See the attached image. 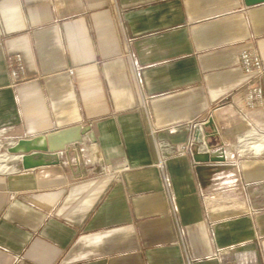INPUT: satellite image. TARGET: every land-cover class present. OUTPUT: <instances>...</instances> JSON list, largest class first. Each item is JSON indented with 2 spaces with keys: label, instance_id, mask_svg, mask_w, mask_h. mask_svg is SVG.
I'll use <instances>...</instances> for the list:
<instances>
[{
  "label": "crops",
  "instance_id": "1",
  "mask_svg": "<svg viewBox=\"0 0 264 264\" xmlns=\"http://www.w3.org/2000/svg\"><path fill=\"white\" fill-rule=\"evenodd\" d=\"M243 51L264 64V2L0 0V140L87 125L105 167L72 145L0 172V264H221L232 247L264 264V158L248 155L264 153V104L246 106L264 75ZM210 119L223 147L201 151L226 161L178 155Z\"/></svg>",
  "mask_w": 264,
  "mask_h": 264
},
{
  "label": "water",
  "instance_id": "2",
  "mask_svg": "<svg viewBox=\"0 0 264 264\" xmlns=\"http://www.w3.org/2000/svg\"><path fill=\"white\" fill-rule=\"evenodd\" d=\"M246 6H254L264 2V0H244ZM90 131L87 125H77L61 129L45 135L33 137L31 139H21L7 148L11 155L21 157L24 170L32 169L44 164L41 161H34L32 156L38 153L58 154L68 151L72 145H85L90 157L91 171L94 175H100L105 172L104 161L101 155L100 147L96 143H86L84 136ZM219 137L215 131L213 120L196 125L193 129L194 144H204L208 140L216 142L217 147H223V143L218 140ZM195 163H224L226 161L225 153L220 149L217 152H197L192 155Z\"/></svg>",
  "mask_w": 264,
  "mask_h": 264
},
{
  "label": "built area",
  "instance_id": "3",
  "mask_svg": "<svg viewBox=\"0 0 264 264\" xmlns=\"http://www.w3.org/2000/svg\"><path fill=\"white\" fill-rule=\"evenodd\" d=\"M130 43V41H129ZM239 66L243 73L252 77L253 79H260L264 75V64L261 59L254 51H243L240 54ZM9 69L11 76L17 78L20 74H23V64L20 56L14 57L9 64ZM264 95L263 90L260 86L254 84L248 85L246 106L250 109L256 108L258 106H263ZM196 126V125H194ZM175 128H169L168 131L176 132ZM155 148L157 152V162L156 167L163 170L166 165V156L164 152L161 151L163 148V143L154 140ZM205 148L204 144L196 145L193 142H187L179 146L178 155L184 156L187 154H193L195 151L202 152L201 150ZM208 152V150L206 151ZM21 159V157L18 156ZM77 163H79L77 161ZM128 169V167H126ZM213 255L214 258L218 259L221 264H259V256L257 253H251L246 250H241L237 247H232L224 249L223 251H216ZM232 254L233 259L227 260V256Z\"/></svg>",
  "mask_w": 264,
  "mask_h": 264
},
{
  "label": "rangeland",
  "instance_id": "4",
  "mask_svg": "<svg viewBox=\"0 0 264 264\" xmlns=\"http://www.w3.org/2000/svg\"><path fill=\"white\" fill-rule=\"evenodd\" d=\"M21 75V74H20ZM13 143H7V142H4V141H2V140H0V158H2V159H4V160H6V162L4 161V163L5 164H7V165H9V166H11V167H14L15 168V170L16 169H19L20 168V166L21 167H23V165H22V162H21V159L20 158H18L16 161H14V159L11 161H9L7 158H6V155H10L11 156V154H9L8 152H7V148L10 146V145H12ZM196 145H200V144H196ZM243 145V144H242ZM8 153V154H7ZM248 155L250 156V157H252V158H256V159H258V160H262L263 158H264V153L263 154H261V155H259V156H255L252 152H248ZM78 162H80V160L78 159L77 160ZM79 164V163H78ZM6 171H8V170H6ZM6 171H2V172H6ZM1 172V171H0ZM229 173V171L228 172H225V174H228ZM226 176V175H225ZM226 179V178H225Z\"/></svg>",
  "mask_w": 264,
  "mask_h": 264
},
{
  "label": "bare ground",
  "instance_id": "5",
  "mask_svg": "<svg viewBox=\"0 0 264 264\" xmlns=\"http://www.w3.org/2000/svg\"><path fill=\"white\" fill-rule=\"evenodd\" d=\"M12 156H14V157H16V158L18 159L17 156H15V155H12ZM4 161L6 162V160L0 158V171H1V172L10 169V168H9V165L5 164ZM10 167H11V166H10Z\"/></svg>",
  "mask_w": 264,
  "mask_h": 264
}]
</instances>
